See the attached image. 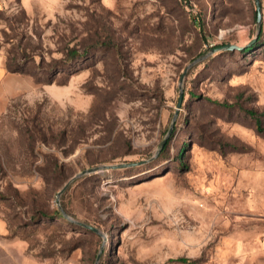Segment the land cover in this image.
Listing matches in <instances>:
<instances>
[{
    "label": "rangeland",
    "instance_id": "rangeland-1",
    "mask_svg": "<svg viewBox=\"0 0 264 264\" xmlns=\"http://www.w3.org/2000/svg\"><path fill=\"white\" fill-rule=\"evenodd\" d=\"M259 2L0 0V264L257 260Z\"/></svg>",
    "mask_w": 264,
    "mask_h": 264
},
{
    "label": "water",
    "instance_id": "water-1",
    "mask_svg": "<svg viewBox=\"0 0 264 264\" xmlns=\"http://www.w3.org/2000/svg\"><path fill=\"white\" fill-rule=\"evenodd\" d=\"M255 3H256V11H257V23L258 25L260 26V23H261V6H260V2L259 0H255ZM252 42V41H251ZM249 42V44L251 43ZM244 46H241V45H237V44H232V43H228V44H224V45H221V46H218L216 48H213V49H229V50H235V49H242ZM201 59L200 58H196L194 62H196L197 60ZM185 71L182 73L181 77L184 75ZM180 81H181V78H180ZM181 100V85H180V97H179V101ZM134 164L133 162H130V163H119V164H108V165H103V167L105 168H115V167H123V166H128V165H132ZM95 170H97V167H91V168H86V169H83L82 171H80L79 173H77L75 175L76 176H80L82 174H85V173H91V172H94ZM74 178V177H73ZM72 178V179H73ZM71 179V180H72ZM67 181L63 186L62 188L58 191L57 193V197L66 189V187L68 186V184L70 183V181ZM83 226H86L88 228H91V229H94V227L90 226V225H87V224H84V223H81ZM98 258H99V255L96 256V260H95V264H97V261H98Z\"/></svg>",
    "mask_w": 264,
    "mask_h": 264
},
{
    "label": "crops",
    "instance_id": "crops-1",
    "mask_svg": "<svg viewBox=\"0 0 264 264\" xmlns=\"http://www.w3.org/2000/svg\"><path fill=\"white\" fill-rule=\"evenodd\" d=\"M15 244L16 241L12 236H10V229L7 221L0 218V250L9 253L11 252ZM257 247L259 248V250L257 252L256 258L254 257V259L257 260L251 262V264H264V241H261V239H259Z\"/></svg>",
    "mask_w": 264,
    "mask_h": 264
},
{
    "label": "trees",
    "instance_id": "trees-1",
    "mask_svg": "<svg viewBox=\"0 0 264 264\" xmlns=\"http://www.w3.org/2000/svg\"><path fill=\"white\" fill-rule=\"evenodd\" d=\"M228 50H229V49H228ZM235 50H239V49H235ZM250 113L252 114L251 111H250ZM255 119H256V124H257V126H259V124H260V120H259L257 117H256ZM177 260H179V261H186L187 259H186L185 257H178Z\"/></svg>",
    "mask_w": 264,
    "mask_h": 264
}]
</instances>
